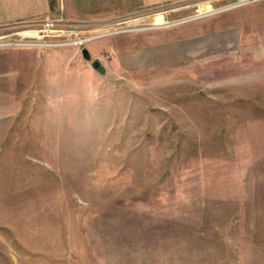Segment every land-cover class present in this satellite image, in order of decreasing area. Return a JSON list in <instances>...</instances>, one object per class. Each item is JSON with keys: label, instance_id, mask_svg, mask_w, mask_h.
Masks as SVG:
<instances>
[{"label": "rangeland", "instance_id": "1", "mask_svg": "<svg viewBox=\"0 0 264 264\" xmlns=\"http://www.w3.org/2000/svg\"><path fill=\"white\" fill-rule=\"evenodd\" d=\"M57 1L0 27V264H264V0Z\"/></svg>", "mask_w": 264, "mask_h": 264}, {"label": "crops", "instance_id": "2", "mask_svg": "<svg viewBox=\"0 0 264 264\" xmlns=\"http://www.w3.org/2000/svg\"><path fill=\"white\" fill-rule=\"evenodd\" d=\"M170 1L175 0H58L57 3L63 10L70 11L73 15H85L96 14L98 11L118 8L119 6L128 9L134 8V5H157ZM52 5L53 0H0V27H5L6 25L15 23H28L39 15L47 12ZM156 34L158 33H154L152 37L156 42L147 45L150 46L148 48H145L147 46L142 47V53H140L141 59L169 57L173 55L174 48L178 49L173 42L180 40L170 41V47L168 48L165 47L166 45L159 47V44L162 42H160L162 38L159 39ZM193 42L197 43L196 40H193ZM193 42H189V44ZM154 43H156L158 47L155 46ZM28 46L29 45L14 44L0 47L2 48L0 49L1 77H11L15 69L21 70V68L31 67V62L35 65L36 56L41 57L42 54L36 55L37 52ZM15 47H27V49H13ZM133 58H139V55L134 56ZM9 88L14 89L15 86ZM16 106L17 103L14 102V95L11 97L0 96V115H4L5 113H14Z\"/></svg>", "mask_w": 264, "mask_h": 264}, {"label": "built area", "instance_id": "3", "mask_svg": "<svg viewBox=\"0 0 264 264\" xmlns=\"http://www.w3.org/2000/svg\"><path fill=\"white\" fill-rule=\"evenodd\" d=\"M31 23L28 22L27 24ZM45 25H51L53 24L52 21H45L44 22ZM48 30H52L51 28H47ZM21 30H25V31H30V30H33V28L31 27H28V28H24V29H20L17 31V37H14V38H2L0 37V45H8V44H18V45H21V44H33L34 42L32 41V39L36 36L37 34V30L36 32L32 33V32H25L23 33L22 35L19 34V31ZM58 33V32H57ZM85 39V37H83ZM79 42H82L79 41ZM52 43H58V42H52Z\"/></svg>", "mask_w": 264, "mask_h": 264}, {"label": "water", "instance_id": "4", "mask_svg": "<svg viewBox=\"0 0 264 264\" xmlns=\"http://www.w3.org/2000/svg\"><path fill=\"white\" fill-rule=\"evenodd\" d=\"M196 17L199 16V14L195 15ZM195 16H192V17H195ZM81 54L83 56V58L85 59H90V54H89V51L86 47H82L81 48ZM98 64V61H94L93 62V65L96 66Z\"/></svg>", "mask_w": 264, "mask_h": 264}, {"label": "bare ground", "instance_id": "5", "mask_svg": "<svg viewBox=\"0 0 264 264\" xmlns=\"http://www.w3.org/2000/svg\"><path fill=\"white\" fill-rule=\"evenodd\" d=\"M25 32H32V33H34V32H36V30H30V31H25V30H21V31H19V34H23V33H25ZM86 38V37H85ZM81 40H84V38L83 37H80V38H77V39H75V40H72V41H64V42H60V43H68V42H79V41H81ZM50 42H44V43H38V44H49ZM52 44H54V43H52Z\"/></svg>", "mask_w": 264, "mask_h": 264}]
</instances>
